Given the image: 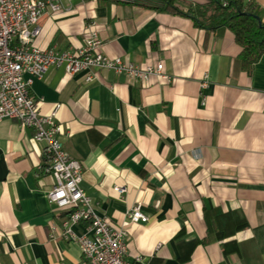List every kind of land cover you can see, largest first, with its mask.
<instances>
[{"label":"crops","instance_id":"0c3cea01","mask_svg":"<svg viewBox=\"0 0 264 264\" xmlns=\"http://www.w3.org/2000/svg\"><path fill=\"white\" fill-rule=\"evenodd\" d=\"M252 1L264 20V0ZM156 2L61 0L38 18L34 42L76 50L93 22L103 53L161 60L167 77L93 68L87 81L85 70L50 65L30 91L42 112L55 110L96 211L118 226L141 202L148 220L126 225L130 262L264 264V53L248 71L227 26L207 30ZM33 133L0 121V264H78L79 244L50 236L62 210L48 200L53 178Z\"/></svg>","mask_w":264,"mask_h":264},{"label":"built area","instance_id":"2783aa9c","mask_svg":"<svg viewBox=\"0 0 264 264\" xmlns=\"http://www.w3.org/2000/svg\"><path fill=\"white\" fill-rule=\"evenodd\" d=\"M60 5L61 0H0V121L13 118L19 126H32L33 138L44 143L46 162L40 168L53 178L47 190L48 200L62 210L59 219L50 223V236L76 241L83 256L78 264H133L126 258V225L148 220L141 202L129 207L118 226L96 211L80 184L81 161L68 154L58 137L62 129L55 110H40L30 83L50 65H63L68 74L85 70L87 81L95 77L93 68H112L143 80L167 75L161 60L137 64L103 53L93 22L85 25L84 44L76 50L37 45L34 39L41 30L38 18L43 12L57 11ZM207 77L205 74L200 81L201 88L207 86ZM114 188L119 192L125 190L123 185ZM79 223L83 224L82 230L75 229ZM58 264L68 263L61 260Z\"/></svg>","mask_w":264,"mask_h":264},{"label":"trees","instance_id":"16d2710c","mask_svg":"<svg viewBox=\"0 0 264 264\" xmlns=\"http://www.w3.org/2000/svg\"><path fill=\"white\" fill-rule=\"evenodd\" d=\"M154 7L189 17L207 30L227 26L241 47L235 58L248 71L264 53V20L252 0H157Z\"/></svg>","mask_w":264,"mask_h":264},{"label":"water","instance_id":"95a60500","mask_svg":"<svg viewBox=\"0 0 264 264\" xmlns=\"http://www.w3.org/2000/svg\"><path fill=\"white\" fill-rule=\"evenodd\" d=\"M257 18H258V22H260V18L257 16Z\"/></svg>","mask_w":264,"mask_h":264}]
</instances>
